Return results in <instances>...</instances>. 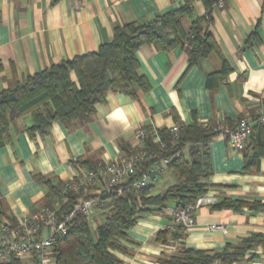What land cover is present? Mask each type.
Instances as JSON below:
<instances>
[{"label": "crops", "instance_id": "0c3cea01", "mask_svg": "<svg viewBox=\"0 0 264 264\" xmlns=\"http://www.w3.org/2000/svg\"><path fill=\"white\" fill-rule=\"evenodd\" d=\"M183 3L0 0V89L59 61L97 50L111 39L117 26L150 20ZM217 3L212 6L209 27L217 50L191 67L180 46L158 49L145 44L137 49L139 72L149 83L146 92H137V100L107 91L87 124L71 128L54 121L44 136L36 133L31 137L25 132L33 124L29 115L12 125L10 143L0 148V210L19 221L44 196L45 185L35 175L52 182L67 181L76 173L75 159L108 161L122 156L119 143L130 149L140 145L134 136L139 126L168 129L176 120L186 125L214 122L232 126L257 104L264 108V0H224L222 8ZM190 6V14L181 21L184 31L205 13L201 0ZM215 73L209 81L207 76ZM208 152L211 170L206 182L210 187L205 196L210 204L230 199L264 205V157L244 170L243 153L218 135L208 143ZM161 178L163 186H154L153 193L163 192L179 180L169 170ZM207 205L194 210L192 227L179 231V237L166 244L155 236L172 225L167 213L139 219L128 231L133 243L126 245L131 255L120 256L123 264H157L179 246L221 251L226 244H237L253 233L264 234V207L234 212L211 210ZM211 224H223L226 232L210 230ZM236 264H264V244L253 247Z\"/></svg>", "mask_w": 264, "mask_h": 264}, {"label": "trees", "instance_id": "16d2710c", "mask_svg": "<svg viewBox=\"0 0 264 264\" xmlns=\"http://www.w3.org/2000/svg\"><path fill=\"white\" fill-rule=\"evenodd\" d=\"M193 1L184 0L181 7L150 20L117 26L111 39L100 44L97 50L59 61L0 89V148L10 143V127L26 115L32 118L33 124L25 128V132L31 137L36 133L44 136L54 121H61L71 128L87 124L95 111V105L104 101L107 91L121 92L137 100L138 91L146 92L149 89V83L139 72L135 57L137 49L145 44H152L158 49L180 46L186 53L188 67L215 52L217 46L209 27L212 6L218 0H201L205 8L204 15L193 19L189 30L184 31L181 21L190 14ZM216 75L209 74L207 78L210 81ZM175 124L177 132L151 125L139 126L146 133L139 146L130 149L124 143L118 144L123 151L122 156L129 157L140 152L144 153L142 160L137 163L133 174L115 186L120 187V193L100 195L99 206L95 208L99 221L95 220L96 215L89 220L76 214L67 233L56 236L48 255L53 264H123L120 256H130L126 245L133 243L128 231L139 219L163 212L168 206L194 205L198 197L206 195L210 187L206 180L211 170L208 143L217 136L212 130L217 123L208 122V125L203 126L194 122L186 125L176 120ZM154 135L159 138L158 142L153 140ZM240 152L243 153L244 170H250L264 157V124L253 126ZM163 158L169 160L165 170H169L179 180L163 192H152L156 183L137 188L134 184L141 174ZM100 161L75 159L72 163L75 168L91 169ZM34 177L45 185V193L33 211L51 206L65 185V181L52 182L42 176ZM81 194L67 193L68 200L60 206L59 212L71 211ZM207 207L211 210L239 212L243 208L261 210L264 205L222 199ZM171 221L170 228L156 233L155 239L162 244L176 240L178 232L185 229L181 224ZM15 223L12 217L0 210V226H13ZM259 244H264V234L253 233L237 244H226L221 251L179 246L171 254L159 258L157 264H236L244 261L246 253ZM0 264H37V260L34 256L26 259L10 256Z\"/></svg>", "mask_w": 264, "mask_h": 264}, {"label": "built area", "instance_id": "2783aa9c", "mask_svg": "<svg viewBox=\"0 0 264 264\" xmlns=\"http://www.w3.org/2000/svg\"><path fill=\"white\" fill-rule=\"evenodd\" d=\"M223 5L224 0H218L217 6L222 8ZM201 124L203 126L208 125L207 122ZM256 124H264V108L259 104L247 110L235 125L215 124L212 130L227 140V143L234 150L240 151ZM169 130L177 132L178 127L174 124ZM134 136L140 144L146 136L145 130L140 127L135 128ZM153 140L158 142L159 138L154 135ZM143 154L139 152L129 157L118 156L112 160L100 161L91 169L76 168L75 175L65 181V185L60 189V196L53 201L51 206L30 212L13 226H0V263L10 256L18 259L34 256L37 264H53L48 255L56 236L67 233L68 226L76 214L92 220L95 216V208L100 203V195L120 193V187L115 188V186L122 179L133 174L137 163L142 160ZM168 162V159L163 158L155 163L148 171L141 174L134 185L140 188L157 183ZM89 191H91L90 194ZM69 192L83 194L77 197L71 211L61 213L59 212L60 206L67 202V193ZM87 193L88 196H86ZM210 203L211 200L204 195L198 197L194 205L168 206L163 209V212L184 228H190L195 223L193 210ZM209 229L222 233L226 232V227L223 224H211Z\"/></svg>", "mask_w": 264, "mask_h": 264}, {"label": "rangeland", "instance_id": "374dc122", "mask_svg": "<svg viewBox=\"0 0 264 264\" xmlns=\"http://www.w3.org/2000/svg\"><path fill=\"white\" fill-rule=\"evenodd\" d=\"M163 184H164V181H163L162 178H161L160 181L157 182V184L155 185V187H157V188L160 189V187L163 186ZM154 189H155V188H154ZM94 215H96V217H95L96 219H95V220L99 221V217H98V215L96 214V212H95Z\"/></svg>", "mask_w": 264, "mask_h": 264}]
</instances>
